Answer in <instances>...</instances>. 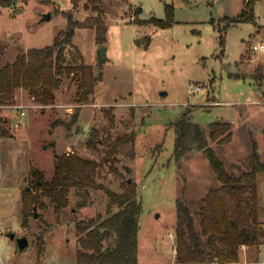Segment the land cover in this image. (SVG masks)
I'll return each instance as SVG.
<instances>
[{
  "label": "rangeland",
  "instance_id": "rangeland-1",
  "mask_svg": "<svg viewBox=\"0 0 264 264\" xmlns=\"http://www.w3.org/2000/svg\"><path fill=\"white\" fill-rule=\"evenodd\" d=\"M169 3L176 19L173 26L143 21L165 17ZM86 4L11 0L9 6L0 5V66L13 62L20 51L43 47L71 30L67 63H84L103 75L88 102L80 105L75 99L78 80L70 75L64 77L53 104L41 105L21 90L14 106L0 107L3 125L12 133L0 138V252L5 264H77L76 220L105 214L106 192L72 189L69 205L56 212L52 199L40 189L44 205L31 210L27 225L18 196L37 181L33 169L51 179L57 157L75 152L100 162L98 180L110 188L121 191L127 178L138 184L139 261L170 264L175 261L177 200L199 210L202 198L220 184L203 151L193 149L182 160L175 159L174 123L183 115L204 127L231 121L232 140L210 143L227 168L237 173L247 169L254 150L250 131L264 162V51L253 48L264 43V0L255 4L257 24L237 22L226 30V18L242 11L243 0H102L108 27L104 44L97 41L95 27L84 25L97 14ZM48 12L51 18L42 20ZM102 45L106 50L100 65ZM195 85L201 89L190 95ZM19 102L22 108H16ZM93 129L99 132L97 149L87 146ZM131 131L136 132V155L119 153L117 174L103 139ZM258 195L264 226V173L258 179ZM196 222L199 226L198 218ZM23 236L29 241L25 250L18 242ZM113 241L112 236L104 239L106 245ZM245 264H264V246L259 262Z\"/></svg>",
  "mask_w": 264,
  "mask_h": 264
},
{
  "label": "trees",
  "instance_id": "trees-1",
  "mask_svg": "<svg viewBox=\"0 0 264 264\" xmlns=\"http://www.w3.org/2000/svg\"><path fill=\"white\" fill-rule=\"evenodd\" d=\"M11 0H0V5L9 6ZM258 0H243L242 11L235 17H227L229 25L237 22L257 24L255 4ZM97 14L88 17L84 25L95 27L99 43L107 42L108 27L102 12V0H87ZM70 22L72 17L69 16ZM145 23H153L162 28H169L176 23L174 8L166 4V16H152ZM65 36H56L54 41L43 47H32L20 51L13 62L0 66V107L16 104V90L23 88L27 94L41 105L53 104L56 91L63 84L64 77L74 75L78 80L76 101L88 102L95 91L96 83L103 75H96L90 66L84 63H67L66 46L72 44L71 30ZM150 41L146 44L149 45ZM80 106L73 114V120L79 118ZM113 117H111V120ZM0 117V138L12 135L3 125ZM57 124L65 123L56 120ZM250 125V123H249ZM174 157L177 161L191 150L197 149L209 159L220 184L211 188L202 198L199 210L192 208L183 200H177L178 221L176 225L175 262L173 264H239L240 250L243 246L260 245L264 241V226L260 220L261 206L258 195V179L264 173V162L256 147V141L250 131V140L254 146L247 169L237 173L227 168L225 161L210 145L211 141L226 143L233 137V122L218 120L204 127L188 120L183 115L175 123ZM99 132L93 129L87 146L98 147ZM136 132L131 131L103 139L105 155L112 160V169L121 174L115 166L117 155L123 153L135 157ZM97 159L84 157L75 152L60 154L55 161V171L51 179H45L43 171L33 169L31 174L36 182L22 191L23 224L27 225L31 210L43 206L38 191L43 190L53 201L56 212H61L69 205L72 189L78 192L89 189H102L109 202L104 213L76 220L79 249L77 264H139L138 234L142 201L138 184L131 178L122 183V190L117 191L99 182ZM127 170H130L129 168ZM118 207L114 210V207ZM199 219V226L196 222ZM107 236L113 237L112 244H105ZM26 249V248H25ZM24 249V250H25Z\"/></svg>",
  "mask_w": 264,
  "mask_h": 264
},
{
  "label": "crops",
  "instance_id": "crops-1",
  "mask_svg": "<svg viewBox=\"0 0 264 264\" xmlns=\"http://www.w3.org/2000/svg\"><path fill=\"white\" fill-rule=\"evenodd\" d=\"M22 90V93L24 95H26L27 91L24 90L23 88H18L16 90V98L18 99L19 96H18V92ZM22 105L20 102L16 105V108H22ZM14 106V105H13ZM249 122V121H248ZM255 139V138H254ZM260 150V149H259ZM21 193V192H20ZM19 193V197L21 198V195L22 193L20 194ZM18 197V198H19ZM262 244V246H261ZM260 245H255V246H243L240 250V262L239 264H245V263H250V262H259V254H260V249L261 247L264 246V241L261 243ZM244 255V256H243ZM252 257L253 261H249V258ZM255 259V260H254ZM138 261H139V258H138ZM175 262V261H174ZM173 262V263H174ZM173 263H170V264H173ZM139 264H147V263H143V262H140L139 261ZM156 264H161V263H156Z\"/></svg>",
  "mask_w": 264,
  "mask_h": 264
},
{
  "label": "water",
  "instance_id": "water-1",
  "mask_svg": "<svg viewBox=\"0 0 264 264\" xmlns=\"http://www.w3.org/2000/svg\"><path fill=\"white\" fill-rule=\"evenodd\" d=\"M51 18V12H48V13H44L43 17H42V20H49ZM105 50H106V46L105 45H102L99 47L98 49V53H99V64L102 65V61H103V58L105 57ZM165 93V92H163ZM35 216H37V213H35ZM12 236H14V234H11ZM18 242H19V247L21 250H24L28 244H29V241L26 237H21L18 239Z\"/></svg>",
  "mask_w": 264,
  "mask_h": 264
},
{
  "label": "built area",
  "instance_id": "built-area-1",
  "mask_svg": "<svg viewBox=\"0 0 264 264\" xmlns=\"http://www.w3.org/2000/svg\"><path fill=\"white\" fill-rule=\"evenodd\" d=\"M254 50H262L264 51V43L263 42H257L256 44H254L253 46ZM201 89V87L199 85H195L194 87H192L191 89H189V94L192 95L195 92L199 91ZM22 114H24V111H21ZM5 255L0 252V264H5Z\"/></svg>",
  "mask_w": 264,
  "mask_h": 264
}]
</instances>
